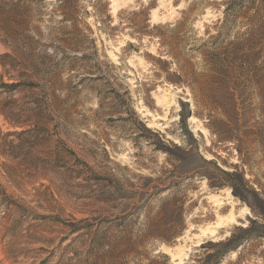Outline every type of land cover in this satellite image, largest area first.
I'll list each match as a JSON object with an SVG mask.
<instances>
[{
  "label": "rangeland",
  "instance_id": "1",
  "mask_svg": "<svg viewBox=\"0 0 264 264\" xmlns=\"http://www.w3.org/2000/svg\"><path fill=\"white\" fill-rule=\"evenodd\" d=\"M0 264H264V0H0Z\"/></svg>",
  "mask_w": 264,
  "mask_h": 264
},
{
  "label": "bare ground",
  "instance_id": "2",
  "mask_svg": "<svg viewBox=\"0 0 264 264\" xmlns=\"http://www.w3.org/2000/svg\"><path fill=\"white\" fill-rule=\"evenodd\" d=\"M232 219H233V217H232ZM218 223H219V222H218ZM217 225H218V224H217ZM219 225H220V223H219ZM216 227H217V226H216ZM205 229H206V228H205ZM205 229H204V230H205ZM209 229H210V228H209ZM215 231H216V230H212V229H211V233H212V234L215 233ZM204 232L207 233V229H206V231H204Z\"/></svg>",
  "mask_w": 264,
  "mask_h": 264
},
{
  "label": "trees",
  "instance_id": "3",
  "mask_svg": "<svg viewBox=\"0 0 264 264\" xmlns=\"http://www.w3.org/2000/svg\"><path fill=\"white\" fill-rule=\"evenodd\" d=\"M228 250H229V247L226 248V249H223V250L221 251V253H223V252H227Z\"/></svg>",
  "mask_w": 264,
  "mask_h": 264
}]
</instances>
